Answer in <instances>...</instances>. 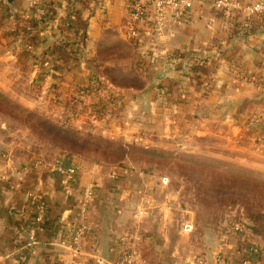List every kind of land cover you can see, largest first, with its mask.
Instances as JSON below:
<instances>
[{
  "label": "crops",
  "instance_id": "1",
  "mask_svg": "<svg viewBox=\"0 0 264 264\" xmlns=\"http://www.w3.org/2000/svg\"><path fill=\"white\" fill-rule=\"evenodd\" d=\"M48 1L51 2L45 0L44 3L47 12ZM28 2L0 0L3 29L0 45L6 53H3V58L6 60L9 56L16 59L18 65L30 67L33 77L41 79L39 76L44 75L43 82H47L45 79L50 76L54 89L66 91L71 88L69 92L72 93V89L79 90L87 81L106 80L104 74L121 70V60L109 58L110 52L122 45L131 49L137 47L138 40L130 41L127 37L130 35L128 0H53L52 12L39 21L24 19V13L29 11ZM75 14L86 24L82 39L76 27ZM16 18L23 22V27L28 31L19 39L20 42L10 31ZM232 23L228 22V25ZM259 24L251 35L237 33L234 37H228L217 34L215 26L212 30L209 27L206 29L205 22H195L193 18L187 22H171L163 46L154 52L153 65H147L155 69L153 71H161L162 79L144 88L143 91L151 92L145 99L141 100L140 94H120L121 101L112 98L115 107L118 102L121 105L129 102L135 109L140 108L134 114L138 128L139 121L146 123L144 128L147 129L139 130L138 136L142 138L154 134L161 127L165 130L166 122L167 133L182 131L184 137H205L209 135L210 124L215 123L222 129L224 125L229 126L231 133L224 131L228 137H235L238 130L250 128L251 138L264 142V109L259 102V91H264V23ZM140 33L147 38L145 33ZM149 39H154V36ZM61 42L73 44L66 63L59 60L53 51L54 45ZM132 50L135 59L147 63L140 52ZM173 52L180 55L175 61L168 58ZM206 57L214 61L210 60L216 68L211 70L209 78L205 77L209 67H205L200 77H196L190 67L198 66L197 59ZM193 76L196 77L194 80H200L199 93L196 94L200 98L196 99L190 96ZM157 83L167 87V102L163 97L156 98ZM177 85H183L184 99L182 91H179L182 89H178ZM43 87L41 84L39 90ZM205 90L209 92L208 96H205ZM105 97L93 100L100 105ZM254 120L259 126L255 136L251 135L254 129L250 126ZM153 137L160 138L157 135ZM78 163L77 187L66 195L60 181L46 167L35 172L27 171L24 169L26 163L19 165L8 160L0 146V264H68L67 256L59 257L63 252L55 241L71 221L80 193L91 185L95 187L97 198L88 210L92 233L83 240L85 256L82 264H97L98 260L104 264L115 262V241L124 232L142 235L141 253L148 264H177L184 259L179 246L182 248L184 243L191 250L196 248L189 239L186 241L188 236L180 230L181 224L191 218H185L184 213L181 217L174 213V205L171 204L174 197L168 192L167 197L161 195L164 186L160 178H145L131 173L124 175L115 168L106 170L101 166L90 167ZM30 195L44 198L47 218L52 221L48 226L50 229L36 233L35 244L31 247L27 246L31 231ZM171 234L176 235L178 241L168 245ZM227 235L226 240L220 236L216 247L201 255L210 262L208 264H211L216 248L226 253V264H235L237 248L261 244L258 238L247 232L242 240L234 236L235 233ZM184 256L188 257L187 254Z\"/></svg>",
  "mask_w": 264,
  "mask_h": 264
},
{
  "label": "rangeland",
  "instance_id": "2",
  "mask_svg": "<svg viewBox=\"0 0 264 264\" xmlns=\"http://www.w3.org/2000/svg\"><path fill=\"white\" fill-rule=\"evenodd\" d=\"M216 1L195 0L192 10L180 17L167 10V28L162 38L149 33L150 25L141 24L132 29L129 26L130 35L126 36L130 41L138 40L137 47L132 49L140 52L147 63L135 59L133 50L127 45L110 52L109 58L121 60L118 67L121 70L107 72L104 74L106 80L96 79L101 88L109 89L100 105L93 100L98 95L97 91L90 90V81L79 90L72 89V93L69 92L71 88L66 91L54 89L50 76L45 79L47 82H43L44 75L39 76L41 79L33 77L30 67L18 65L16 59L7 56L4 60L6 53L0 45V146L6 158L19 165L34 160L50 164L55 157L65 154L77 164L101 166L106 170L115 168L124 175L166 178L167 184L163 185L161 195L167 197L169 193L174 197L171 201L174 213L180 217L184 213L185 218L190 217L194 223V231L184 235L188 236L186 241L189 239L196 248L191 250L184 243L182 248L179 246L184 259L177 264H193L195 256L206 255L208 250L216 247L220 236L226 240L233 227L227 217L233 218L241 228L242 232L237 237L242 240L245 232L249 233L245 228L249 224L247 209L253 208L255 214L264 213V142L251 138L249 127L246 131L238 130L233 138L224 132L231 133L229 126L224 125L222 129L215 123L210 124L209 135L205 137H184L182 131L167 133L166 122L165 130L161 127L151 133L160 138L149 137L151 134H142V138L138 136L139 130L147 129L144 128L146 123L139 121L138 128L134 114L140 108L135 109L129 102L125 105L118 102L121 106L115 107V101L111 103L110 100L116 97V101H121L120 94H140L141 100L150 95L151 92L143 91L144 88L148 84H156L163 74L160 76L161 71H153L155 69L147 65H153L151 59L155 57L154 52L163 46L171 22H187L193 18L195 22H205L206 29L212 30L215 26L217 34L229 37L233 27L228 22L235 24L264 16V13L249 15L241 10L264 0H233L242 7L233 12L216 8ZM257 22L264 23V19H257ZM13 24L11 33L16 28ZM1 25L0 34L3 30ZM140 32L147 38H143ZM238 33L242 36L252 34L248 29ZM153 36L154 39H149ZM210 62L206 78L212 74L211 66L216 68L214 61ZM191 70L196 77L200 76L199 71ZM196 77L193 76L190 88V96L194 99L200 98L196 97L200 89V80H194ZM41 84L44 87L39 90ZM181 86L177 85V88L182 89L179 91H182L184 99L185 89ZM205 91V96H208L209 92ZM155 93L156 98L163 97L167 102V87L157 83ZM259 95L260 106L264 109V91H259ZM250 123L254 129L251 135L255 136L259 126L256 120ZM142 150L147 153H142ZM153 151L159 153L153 155ZM175 240L178 241V237L171 234L168 245Z\"/></svg>",
  "mask_w": 264,
  "mask_h": 264
},
{
  "label": "built area",
  "instance_id": "3",
  "mask_svg": "<svg viewBox=\"0 0 264 264\" xmlns=\"http://www.w3.org/2000/svg\"><path fill=\"white\" fill-rule=\"evenodd\" d=\"M195 0H128L127 14L130 28L150 25L149 33L155 34L157 38H162L167 28L166 16L167 10H170L175 16L180 17L192 10ZM29 11L24 13V19L41 20L47 15L44 9L45 0H29ZM216 8L225 10L226 12L238 11L242 7L233 0H217L214 3ZM249 15L255 13H264V2H257L242 8ZM147 33V34H149ZM134 35V32L131 33ZM20 42L19 39H17ZM154 58L151 59L153 62ZM154 63V62H153ZM108 88H100L97 90V97H105L108 94ZM46 167L48 172L60 181L62 191L66 195L77 187L80 167L69 156L65 154L55 157L50 163L34 160L26 163L24 169L27 171H36ZM162 185L167 184L166 178H161ZM75 211L66 230L55 241V245L63 252L59 257L67 256L68 264H82L84 258L83 240L90 236L92 227L88 217V210L97 198L94 186H88L82 190L79 195ZM31 204L30 225L31 231L27 240V246L35 244V235L42 230L40 225L43 224L47 217V208L44 202L39 201L36 196H29ZM184 234H191L194 231V223L191 219H186L180 228ZM232 233L239 234L242 232L239 226L231 228ZM143 237L138 232H124L116 238L115 246L117 248V260L109 264H148L142 257L141 248ZM235 264H262L264 259V248H256L254 246L237 248L235 251ZM206 259L202 256H195L193 264H206ZM102 260H98L97 264H104ZM211 264H226V253L221 248H216L212 253Z\"/></svg>",
  "mask_w": 264,
  "mask_h": 264
},
{
  "label": "trees",
  "instance_id": "4",
  "mask_svg": "<svg viewBox=\"0 0 264 264\" xmlns=\"http://www.w3.org/2000/svg\"><path fill=\"white\" fill-rule=\"evenodd\" d=\"M51 5H53V0H51V2L48 1V5H47L48 12L46 11L47 15L49 12H52V10H51L52 6ZM45 7H46V4H45ZM257 19L262 21L264 19V16H257L256 19H254V20L251 18H248L247 20H245V22H239V23L237 22L235 24H232L233 28H232L230 34L232 35V37H234L237 35L238 32L246 30V29H248L251 32H255L257 30L258 26H260L259 22H257ZM75 21L77 24L76 27L80 31L79 37H81V39H82L84 31L86 29V24H85V22H82L79 20L78 14H75ZM260 23H262V22H260ZM22 24H23V22L19 18H16L15 24H13L14 26L16 25V28H14L15 31H13L12 34L15 35L18 39L22 38V36L28 32V31H26V28L23 27ZM32 25H35V24H32ZM72 45L73 44L69 43V42H61L59 44L54 45L53 51L56 54V56L58 57V59L61 60L63 63H66L68 61V59L70 58V56H71L70 50H71ZM178 57H180V55L173 52L169 55L168 58L171 61H175V59H177ZM210 60H211V58L210 59H197L198 66H193V67H191V69L193 68V70H195V71L197 70L200 73H202L204 71V68L207 67L206 65L210 62ZM213 68H214V66H213ZM213 68L211 66L212 70H213ZM90 84H91L90 90H92V91H97L101 88V84H99V82H97L96 80H90ZM113 101L114 100H110L111 103ZM142 153H147V151L142 150ZM157 153H159V152L158 151L152 152L153 155L154 154L157 155ZM31 172H35V171H31ZM38 198H39V201L44 202V204L46 205L44 198H42L40 196ZM29 205L31 208L32 206H31L30 202H29ZM247 211H248V213H247L248 217L247 218H248L249 224L245 227L246 231H248L251 236L258 238L260 240V242H261L260 246L256 245L254 247L260 248L262 246L264 248V213L255 214L252 212L253 208H248ZM226 220L227 221L230 220V222L229 221L228 222L231 224V226H233V227L237 226V223H234L233 218L227 217ZM29 222L31 223V221H29ZM50 222H52V221L46 217L43 224L40 225L41 229H48ZM234 236L237 237L238 233ZM242 247H240V248H242Z\"/></svg>",
  "mask_w": 264,
  "mask_h": 264
},
{
  "label": "water",
  "instance_id": "5",
  "mask_svg": "<svg viewBox=\"0 0 264 264\" xmlns=\"http://www.w3.org/2000/svg\"><path fill=\"white\" fill-rule=\"evenodd\" d=\"M162 75V73L160 74V76Z\"/></svg>",
  "mask_w": 264,
  "mask_h": 264
}]
</instances>
